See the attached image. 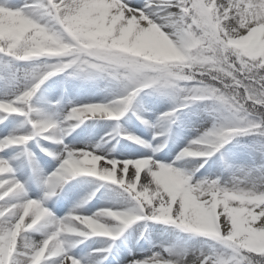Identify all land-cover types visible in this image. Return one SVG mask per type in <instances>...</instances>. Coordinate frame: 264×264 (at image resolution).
Returning <instances> with one entry per match:
<instances>
[{
  "label": "snow or ice",
  "instance_id": "obj_1",
  "mask_svg": "<svg viewBox=\"0 0 264 264\" xmlns=\"http://www.w3.org/2000/svg\"><path fill=\"white\" fill-rule=\"evenodd\" d=\"M41 39L49 42L44 52L25 54L30 51L23 47L26 41ZM162 52L171 53V58ZM45 57L59 62L30 63ZM19 62L30 66L22 68ZM0 65V80L15 89L0 98V124L18 114L34 129L0 137V152L33 139L70 135L90 119L119 121L145 89L175 102L159 118L167 122L163 131L160 123L152 125L139 117L155 129L153 139L165 137L160 151L167 147L171 125L182 110L197 101L218 102L211 109L216 114L211 128L190 141L171 164L154 157L121 161L98 151L99 145H68L63 138L56 141L63 145L59 153L41 146L60 160L45 178V199L58 195L76 177H96L131 197L134 206L123 210L105 208L93 215L55 219L40 200L27 198L24 182L13 176L11 161L0 157V264H89L71 253L76 245L66 241L72 236L111 238L112 244L93 250L95 264H105L114 242L138 221L164 222L214 243L199 248L153 245L156 250L144 255L130 248L125 264H264V244L252 240L264 236V173L250 179L252 170L237 168L227 184L211 169L197 176L237 135L264 138V0H25L20 6L0 0ZM65 72L123 82L124 94L107 103L73 105L62 120L34 109L30 101L42 85ZM34 111L38 119H33ZM114 134H121L119 127ZM126 138L146 143L133 135ZM202 144L208 145L206 150H192ZM185 158L202 162L182 170ZM137 162L143 163L137 167ZM164 173L175 181L164 182ZM96 191L99 188L82 204ZM21 193L24 198L17 200ZM38 210L43 217L33 224ZM91 222L102 228L95 230ZM41 223H54L56 228L41 241L29 240L27 233ZM241 225L243 231L237 235ZM147 232L145 226L139 238L146 239Z\"/></svg>",
  "mask_w": 264,
  "mask_h": 264
},
{
  "label": "rangeland",
  "instance_id": "obj_2",
  "mask_svg": "<svg viewBox=\"0 0 264 264\" xmlns=\"http://www.w3.org/2000/svg\"><path fill=\"white\" fill-rule=\"evenodd\" d=\"M12 3L20 6L25 3V0H12ZM4 59H9L5 57ZM44 62L48 63H55L59 62V58L55 57H45V58H36L33 62H30L31 64H42ZM20 66L23 67H29V63L25 62H19ZM0 69L3 71L2 65H0ZM55 78V81L58 82V84H69L71 87H73L75 90H83L89 87V89H93L95 87H98V85L101 84V80L103 82H111V78H104V77H96L92 79H87L84 77H72L69 76L67 72L65 73H58L56 76L51 77L49 79ZM116 82V80H114ZM98 82L99 84H97ZM116 84L117 88H121L123 91L122 93H119V97L124 94V84L123 82L117 81ZM0 84H3V87H1L3 90V94H12L14 92V87L11 85L6 84L4 81L0 80ZM105 85H109L108 83H104ZM104 86V85H103ZM116 86L110 85V90L113 91L116 89ZM114 87V88H111ZM110 90L108 92H96V97L94 99L105 101L104 103H107L109 101ZM150 89H146L145 91H142L145 93V95H142L138 99H136L129 111H127L125 115V129L128 131L131 128V125L136 124V118L142 117V115H148L149 121L152 125H155L156 123L160 122L159 118L163 113L169 111L175 106V102L172 99L171 96L161 94L160 92H157L155 89H152L155 93H158L157 97H151L147 96V92ZM92 90L91 92H93ZM4 95H0V98H3ZM218 102L214 101H197L196 103L192 104L190 107L182 110L178 115L179 119L176 121L175 124H173L174 132L178 134V130H181L183 132L182 138H184L185 143L179 144L175 147V151L179 150L181 151L182 148H184L186 142H188L189 138L196 137L198 138L205 129L211 128L212 124L215 122V113L211 112V109L217 104ZM31 105H34L32 103ZM134 105V109H133ZM70 109V107H64V105H56V107H52L47 109L52 112L60 113L61 120L63 119V116L66 114V112ZM39 111L45 112L43 109H39ZM46 113V112H45ZM20 120H17V116H11L13 119L11 123H9V126H6L7 123L4 124V126L0 125V137H7L9 135H18V134H30L33 131V128L31 124L25 123V117L18 115ZM33 119H38L39 117L36 116V112L34 111L32 113ZM155 118V120H153ZM157 118V119H156ZM114 123L115 121H112ZM111 125V124H109ZM137 125V124H136ZM91 125L85 124V126L80 128L79 135L76 137V140H69L65 141V144L68 145H75L79 147H89L90 145V137L87 136L88 133L92 132ZM138 126V125H137ZM103 132L99 131L95 134H91V142L97 141L98 136ZM123 133V132H122ZM124 135V133H123ZM62 137H56L51 139H33L28 142H26L25 145H13L5 149V151L0 152V157H6L11 161L12 167L17 168L23 173V171L29 167H33L32 174L35 180V183L31 186H27L26 193L27 198L31 199H37L42 202V205L47 207L54 215L55 219H61L69 216L70 214H80V215H87L88 210L91 211V214L93 215L97 211H100L105 208H114L118 210H123L128 207H123L124 203L126 205H132L134 206V203L127 204L125 200L120 201V198H114L112 195H106L105 198L100 200V198L93 202L91 201L90 204L93 206L89 209L87 208V212H81L79 209H70L67 210V213L63 216H60L56 211L57 207H54L55 205H52V203L49 201V198L45 199L44 194L46 190H43L41 188V180H45L46 176L54 171L59 163L60 160L54 159L52 156L47 155L44 151H42L43 148H48L53 152L59 153L63 149V145L58 144L56 141L57 139H60ZM84 140V141H83ZM122 140V139H120ZM125 143L123 146H127L128 144H136V141L133 140H123ZM261 141H264V138L259 137L258 135H237L229 144H227L222 150L221 154L223 155L224 160H229V164L226 166H223V168H220L217 166L218 159H216V156H213L208 164H205V167L201 169L200 173H197V176L208 175L209 170L208 168L211 166V171L213 173L227 170L229 172V175L231 178H226L227 182L230 183L232 179L233 171L237 168H244V169H250L253 172V176L250 177V179H254L261 175V173H264V148L261 146ZM85 144V146H84ZM42 146V147H41ZM200 146V145H199ZM202 149L200 151L206 150L208 145L202 144ZM106 147V146H104ZM33 148L37 149V152L33 150ZM39 148L41 149L39 151ZM195 148V147H194ZM33 150V151H32ZM171 154L168 153L166 160L167 161H158L166 164H171L172 161H174V153ZM33 152V154H31ZM105 152V151H103ZM154 155V154H153ZM155 156V155H154ZM125 157V156H122ZM156 157H166V156H156ZM120 159L119 157H117ZM135 158V157H131ZM57 160V161H56ZM158 160V159H157ZM171 161V162H170ZM198 162L197 158H189V160L183 159L182 162H180L183 165L182 169H191ZM42 165H46L50 168H45L43 171L41 169ZM52 166H56L55 168ZM15 172V171H14ZM14 174V173H13ZM14 177H17L16 175ZM215 178V176H213ZM38 182V184H37ZM26 185H30L29 183H25ZM92 190V189H91ZM90 190V191H91ZM48 191V190H47ZM101 197V196H100ZM24 194L21 193L17 197V200L23 199ZM86 205L80 207V209H83ZM68 214V215H67ZM53 223L44 224L41 223L38 226L37 230L29 231L27 233V238L31 241H41L45 238L47 233H50L51 231L55 230L56 226L52 225ZM117 225L118 222H113V226ZM147 226L148 232L146 233V239H140V232L143 231L144 227ZM130 228V229H129ZM126 232L121 236L122 239L120 242L124 245V248H127L128 252L131 248L133 251L136 252L137 255H144L149 249L156 250L153 248V245L159 246V245H165V246H176V247H195L199 248L201 246H206L207 244H212L214 241L211 240V238H205L200 235H191L189 233H185L181 231L180 229L176 228L174 225L166 224L164 222H154V221H138L132 226H130ZM150 229V230H149ZM148 234V236H147ZM80 241H83L80 243ZM126 241V242H124ZM69 244H75V247L71 248V253L74 256H77L81 258L82 260H88L89 264H95V260L93 259L94 256L97 255V253H94V249L98 248L100 250H103L107 247L108 244H112L113 241L111 238L108 237H78V236H72V238L68 241ZM138 243V244H137ZM115 244V243H114ZM102 245V246H101ZM116 247H113V249ZM123 248V249H124ZM112 249V250H113ZM121 249V251L123 250ZM119 252L118 256L116 257L115 261H112L111 264H125L124 258L128 255V252L124 255L120 256ZM110 256V255H109ZM108 256V260H109ZM86 257V258H85ZM85 258V259H84ZM53 260L58 259L57 257L51 258ZM108 260L105 262V264L108 262ZM108 264V263H107ZM110 264V263H109Z\"/></svg>",
  "mask_w": 264,
  "mask_h": 264
},
{
  "label": "bare ground",
  "instance_id": "obj_3",
  "mask_svg": "<svg viewBox=\"0 0 264 264\" xmlns=\"http://www.w3.org/2000/svg\"><path fill=\"white\" fill-rule=\"evenodd\" d=\"M2 71V70H0ZM3 87V84L0 85V88ZM2 89V88H1ZM3 90V89H2ZM1 92V91H0ZM41 94H43L44 96H48V92H51L50 90L48 91L47 89H40L39 91ZM154 91L151 90L148 92V95L149 96H158V93L155 94L153 93ZM93 101H99V100H93ZM35 102V100H34ZM87 103H91V101H88ZM82 104V103H80ZM85 104V103H83ZM134 109V108H133ZM44 111L47 113V114H50V115H54L56 117V119L58 118V115L53 113L52 111L50 110H47L46 108H44ZM142 117L144 119H147L149 120V118L146 116V115H142ZM12 117L8 118L7 120L4 121L3 124L7 123L6 126H9V123L12 122L13 119H16V118H13L11 119ZM19 119V118H17ZM137 123V122H136ZM139 124V123H138ZM142 124V125H141ZM93 126L96 127V124H94ZM131 126H134V125H131ZM5 127V126H4ZM98 127V126H97ZM147 127L149 128L150 126L149 125H145L143 122H142V119L140 120V126L138 125V131L136 129L133 128V130H126L125 132L127 134L125 135H122V138H126L128 135H133V136H136L138 137L139 139H142L144 140L146 143L145 144H140V143H137V144H140V148L133 145V144H128L127 146H125V148H115V147H110V149H108L106 152L107 153H110L111 157L112 158H115V159H118L117 157H119L120 159L118 160H125V159H133L131 157H140V158H149L148 156H145L147 154H149V151H151V144L152 142H157L155 145L152 146V150L155 152V153H160L161 151H158L157 149L159 148L160 144H161V139L164 138V137H159L157 139H153V136H154V132L152 134H149V131L147 130ZM146 128V129H145ZM120 129H122V131H124L125 129V126H122L120 127ZM163 131V129H161ZM146 131V132H145ZM113 135L111 136H114V132L112 133ZM145 137H146V140H145ZM117 139V138H116ZM115 137L111 138L112 142L113 141H116ZM194 139H196V137H194ZM170 141V142H169ZM169 142L167 148L165 149H162L163 150V153H169L170 150H172L173 148V142H172V139L170 138H167V143ZM183 142V140H182ZM118 145V143H116ZM100 146V145H99ZM102 147L104 148V145H102ZM109 147V146H108ZM107 147V148H108ZM106 148H104L103 150H105ZM100 150V148L98 149ZM192 150L194 151H200L201 148H198V147H195L193 148ZM122 156H125V157H122ZM223 155H220L218 154V167L222 168L223 166H226L229 164V160H224V158H222ZM103 163V162H101ZM183 170V169H182ZM216 174L220 175L221 178L223 179V170L222 171H219V172H216ZM16 176L15 177L16 179H22V178H25V176L22 174H20V172H16ZM27 178H29V175H27ZM216 178V177H215ZM225 181H227V179H225ZM87 184L89 185H94L96 186L97 188H100V193L102 192H107L108 194L112 195L114 198H120V201L121 199L122 200H125L127 202V204H131L133 203L134 201L131 199V197L127 194V193H123V190L118 186V185H113L111 184L110 182H104V181H100L98 178L95 177V179H91L89 181H77L75 182L74 184H72V187L69 188V190L67 191L68 194H70L71 192L70 191H75V188H79V187H85ZM96 188V189H97ZM66 188H63V191H65ZM73 189V190H71ZM62 195L66 196L65 193H63ZM86 196V195H84ZM67 198V196H66ZM69 198V202L72 204L74 203L73 201V197H68ZM68 199H66L67 201ZM76 202L75 204H72L73 206H79L81 203L78 202L77 198L75 199ZM80 203V204H79ZM135 204V203H134ZM123 207H132V205H126L124 203ZM85 210V209H84ZM59 212L60 215H64L65 214V209L63 208V206L59 207L58 210H57V213ZM54 226H56L54 223H53ZM114 226H117L114 224Z\"/></svg>",
  "mask_w": 264,
  "mask_h": 264
},
{
  "label": "clouds",
  "instance_id": "obj_4",
  "mask_svg": "<svg viewBox=\"0 0 264 264\" xmlns=\"http://www.w3.org/2000/svg\"><path fill=\"white\" fill-rule=\"evenodd\" d=\"M49 42L46 39H41L39 41H26L24 44V48L25 49H30V51L26 52L25 54L27 55H39L40 53L44 52L46 50V46ZM23 50V49H22ZM161 55H164L166 58H171L172 54L169 52H162L160 53ZM143 162H137V167H140L142 165ZM0 171H3L2 168H0ZM162 180L164 182H173L175 181V177L173 175H171L170 173H164L162 174ZM33 204H35L36 202L33 201ZM25 215L28 214L27 210H25ZM115 215V213H114ZM43 217V212H37V216H36V220L33 221V224H35L37 221H39L41 218ZM23 226V219L21 220V222L19 224H17V230L19 231V229ZM89 226L94 228L95 230H100L102 228V225H98L95 224L94 222L89 223ZM31 227V225H30ZM243 231L242 225L240 227V230L237 232V235L240 234V232ZM253 241H258L262 244H264V236H258V237H253L252 238Z\"/></svg>",
  "mask_w": 264,
  "mask_h": 264
}]
</instances>
